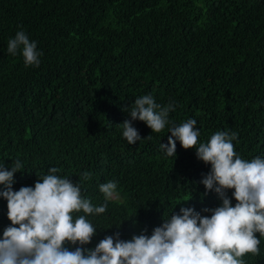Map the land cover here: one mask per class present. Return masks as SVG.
I'll list each match as a JSON object with an SVG mask.
<instances>
[{
    "label": "trees",
    "instance_id": "trees-1",
    "mask_svg": "<svg viewBox=\"0 0 264 264\" xmlns=\"http://www.w3.org/2000/svg\"><path fill=\"white\" fill-rule=\"evenodd\" d=\"M19 30L42 53L39 67L8 53ZM144 95L173 105L170 124L152 133L132 121L142 140L129 145L118 125ZM189 119L199 143L234 132L237 155L264 158V0H0V167L20 160L14 191L55 167L94 206L105 203L100 185L116 182L119 198L87 216L97 233L86 250L117 233L151 236L181 208L210 216L204 209L222 205L201 183L211 165L195 148L161 149L169 128ZM8 226L0 197V238ZM257 238L260 254L245 264H264Z\"/></svg>",
    "mask_w": 264,
    "mask_h": 264
},
{
    "label": "clouds",
    "instance_id": "clouds-1",
    "mask_svg": "<svg viewBox=\"0 0 264 264\" xmlns=\"http://www.w3.org/2000/svg\"><path fill=\"white\" fill-rule=\"evenodd\" d=\"M7 51L13 56L19 52L25 67L40 65L42 53L23 30L9 39ZM173 110V105L161 106L151 95H144L134 101L130 112L127 110L131 120L118 126L128 144L135 145L142 138L132 121L144 122L152 133H160L170 124L169 112ZM196 124L195 119L173 124L168 143L161 144V149L166 156L176 157L178 141L185 150L195 148L198 160L211 165L201 183L206 192L219 195L222 205L204 209L210 216L181 208L179 214L153 229L151 236L141 233L122 240L117 233L86 250L83 246L97 233L87 216L105 213L107 202L119 198L117 183L100 185L105 200L101 206H94L81 194L80 183L61 178L55 167L34 187L14 191V175L22 167L17 159L10 170L0 167V185L5 189L0 197L7 201L10 221L0 238V264H245L246 254L258 256L257 234L264 237V158L246 160L237 155L234 132L217 131L207 143H199ZM82 179H91V174L84 172ZM228 190H234L235 206ZM81 212L83 215L74 217ZM66 244L79 246L70 250Z\"/></svg>",
    "mask_w": 264,
    "mask_h": 264
}]
</instances>
